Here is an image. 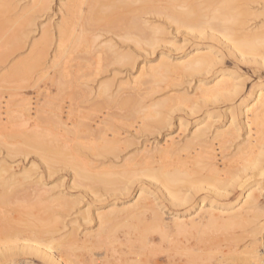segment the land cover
Wrapping results in <instances>:
<instances>
[{
    "label": "rangeland",
    "instance_id": "obj_1",
    "mask_svg": "<svg viewBox=\"0 0 264 264\" xmlns=\"http://www.w3.org/2000/svg\"><path fill=\"white\" fill-rule=\"evenodd\" d=\"M66 1L52 0L53 10L42 13L41 9L29 5V0H6L7 8L2 9L4 13L0 12L3 14H0L2 21L3 18L7 20L18 15V22L10 18L7 23L4 22L13 30H18L22 35L20 46H24L22 50L16 47L19 48L17 51L10 43L11 40L8 43L5 38L3 43L0 42V100L13 103L23 101L22 118H8L4 108V119L0 120V179L12 178L16 182V187L10 184L12 187L9 190L0 183V264H47L41 259L44 252L52 253L58 264H233L229 257L237 256L235 248H242L250 241L249 234L254 228L253 215L247 214L243 209H236L229 210L228 216H217L218 211L215 212L216 216H209L206 213L209 199L203 203L208 194V186L196 189L190 182L182 184L175 194L180 199L190 196L193 199L191 202L184 204L171 200L169 191L142 175L149 168L162 164H168L169 169L183 164V169L192 170L189 179L199 183L206 173V170L196 164L203 160V152L192 149L166 156L159 154L157 150L152 152L153 158L148 157L144 150L152 146L164 147L167 140L178 137L181 145L191 137L197 124L201 122V126H209L210 137L216 132L228 130L231 112L238 110L240 103L256 92L258 84L264 83V48L239 57V53L234 55L221 42L208 39L209 41H204L206 47L203 48H207L209 44L214 46L211 57L215 65L211 73L190 75L168 72L148 84L139 85L140 88L136 91L119 94V87L127 86V83L137 78L142 67L156 66L161 57L170 62H181L194 41L200 42L193 39V32L177 30L176 25L167 23L166 18H160L161 15L157 19L156 16H145L154 26L165 29L159 37L161 42L155 48L145 46L139 50L131 42L123 43L111 33L94 30L88 32V38L93 40L94 34L98 32L100 36L93 45L84 43L78 50L71 48L63 66L51 67L38 84L33 82V76H28L32 79L30 83H20L19 78V84L22 85L20 95H14L11 89L17 86L18 80L15 82V78L11 81V77H4L6 69L15 60L23 59L29 54L31 43L40 39V28L53 30L52 25L59 23L63 15L65 21L71 20L69 4L60 8V3ZM239 3L242 4L241 9L245 8L244 11H247V15L243 16L247 24L238 30L242 33L246 29L263 31L264 0H241ZM29 18L34 19L33 25H29ZM90 24L86 25L87 30L91 31V26L96 28ZM9 27L0 34L8 37L6 32ZM112 45L116 50L130 54L133 61L129 65L106 62L107 49ZM82 54L85 55L84 58H76ZM218 69L234 72L236 83L243 84L230 100L206 98L198 89L203 83L212 85L215 78L212 73ZM60 75L62 81L67 82L63 88L57 83ZM1 76L5 81H2ZM107 86L110 89L105 92L104 88ZM185 97L187 100H184ZM128 99H134L142 105L132 115L121 103ZM51 103L54 107L47 116L37 112V109H46L45 106ZM157 113L162 114L164 123L160 124L155 119V115L158 118ZM55 114H62L65 119L69 117L71 124L64 126L53 123L51 118L54 119ZM236 114L238 123L245 121L238 111ZM101 119L106 122L101 128H96L98 131L89 128L90 125L95 129V122ZM240 129V133L236 134L239 137L226 144L225 154L218 149L219 145H214L217 158L222 166L225 163L226 168L245 177L244 179L250 177V181L260 180L258 170L252 165L257 155L263 151L261 144L264 139V122L258 128V133H253L251 137L259 139L258 142L249 143L246 127L240 124ZM47 133L55 137L56 141L51 137L55 142L58 140L66 143L77 161H83L92 168L100 166V170H107L111 162L119 167L128 163L138 175L136 183L128 191L113 192L118 187L91 182L95 184L91 185L95 190L92 188V191L91 186L88 187L90 180L83 181L75 177L73 162L49 165L41 157L36 144L28 143L29 138ZM104 139L118 140L119 159L100 154L101 147L107 143ZM251 144L256 147L254 152L236 154L238 148ZM256 145H260L259 148ZM245 168H248V172L243 174L242 170ZM141 185L151 196V203L148 202V206L145 204L143 210L142 207H135L133 210L132 205L137 201V191ZM224 188L223 190L228 188V191H222L226 195L219 201L227 203L235 200L238 194L234 192V187ZM62 200L67 201L70 206H64ZM113 203L120 209L130 207L129 213L115 219L114 224H100L98 214L114 208ZM258 203L259 208L264 209V192L258 197ZM201 205L207 206L206 209L200 210ZM157 212L166 227L156 226L154 216ZM231 212L240 214V220L234 222L228 218ZM178 217H182L186 225L181 230L174 223ZM41 221L49 225L52 223V227L57 230L53 235L55 241L50 244H53L52 249L45 248V243L49 242L47 238L50 237L42 229L49 225L42 227L47 224H40ZM244 239L247 241L243 242ZM36 240L43 243L40 247L35 246L40 254H33L26 249V246L40 243Z\"/></svg>",
    "mask_w": 264,
    "mask_h": 264
},
{
    "label": "bare ground",
    "instance_id": "obj_2",
    "mask_svg": "<svg viewBox=\"0 0 264 264\" xmlns=\"http://www.w3.org/2000/svg\"><path fill=\"white\" fill-rule=\"evenodd\" d=\"M239 1L241 2V0H67L65 3H60V8H65V6L69 4L71 8V20L65 21V15H63L61 16V21L59 23L52 25L53 30L47 29V27L40 28V39L31 43L29 46V54L23 59L18 61L15 60V62L12 61L13 63L11 66H7L9 68L8 70L6 69V74H4V77L7 76V79L11 77V81L13 78H15V82H17L16 80L20 78V83H30V80L32 79L28 76H33V82L38 84L39 80H41L45 74H48V70L51 67L58 68L63 66L64 59L66 56H68L71 48L78 50L79 47L84 43L93 45L96 42V39L100 36L99 34L101 31L103 33L105 32L106 34L111 33V35L121 40L123 43L131 42L135 48L139 50H142L145 46L147 48L153 49L159 45L158 43L161 42L162 39L159 37L162 35L165 29L164 27L161 28V26H154L153 23L144 17L156 16L157 19L159 15H161L160 18L163 16V20L166 18V22L168 21L167 23L176 25L177 30L184 29L193 32V39H198L200 42L194 41V45L189 50V52L185 54L183 61L181 62L174 63L161 57L160 63L156 66L142 67L139 76L131 83H127V86H120L118 93L120 94L130 90L136 91L140 88L139 85L141 86L143 84H148L154 81L159 75L168 72H181L188 73L190 75L198 73H211L215 65L214 60L211 57V54H213L214 51V46L209 44L207 48H203V46L206 45V43H204L205 40L211 39L213 41L221 42L223 45H226V47H228L234 55H238L237 53H239V57H245L246 55H250L253 52L258 51L260 48H264V30L261 32H255L254 30L247 31L246 29L243 31V33L242 31L238 30L239 27H243L244 24H247L243 20V16L247 15V11H244L245 8L241 9L242 4H240ZM238 3L241 5V7ZM51 4L52 0H29V5H31L32 8L41 9L40 11H42V13L53 10V8H51ZM83 5L85 6L83 7ZM4 7L7 8L6 0H0V12H3L2 9L5 10ZM28 7L30 8V6ZM0 14L3 15L2 13ZM17 16L18 15L16 14L13 15V17L11 16L12 18L9 16L8 17L18 22L19 20H17ZM0 18L2 19L1 16ZM1 19L0 33L2 34V30L4 31L5 29H8L9 26L5 25V22L7 23L8 19L6 20L3 18V21ZM33 20L34 19L32 18L28 19L29 25H33ZM88 23H91L96 28H93V26L90 24L91 27H87L92 29L91 31L87 30L88 28H86V25ZM13 27H15V25H13ZM11 30L13 29L9 27V30L6 32L8 37H6L4 34H0V42L3 43V40L7 38L8 43L9 40H11L10 43L13 44V47L15 48L14 50L19 51V48L22 50V48H24V46H22V48L20 46L22 35L18 33V30H13L12 33H10ZM94 30L100 31V33L98 32L97 34H94L95 36L93 37L95 38L91 40L88 38V35ZM10 47L12 48V46ZM16 47L19 48L17 49ZM205 50L207 52L204 53L203 51ZM107 51L108 54L107 58L105 59L106 62L127 65L133 61L130 54L116 50L113 45L108 47ZM83 54L77 55L76 58H84L85 55ZM212 74L215 76L212 85L203 83L198 87V89L201 90L206 98L212 97L214 100H219L221 98L230 100L232 99V96L236 95L239 89L243 86L241 82L236 83V80L234 79V72H227L225 69H218ZM2 81H5V79L3 78ZM57 83L60 88H63L65 85H67V82L62 81V75H60L59 81ZM21 86L22 85L19 84L18 80L17 86L13 87V89H10L13 90L14 95L18 96L20 95L19 92L21 90ZM109 89L110 87L107 86L104 88V91L106 92ZM184 100H187V98L185 97ZM121 103L123 108L125 107L126 110L128 109L127 111H129L131 115L135 112H138V109L136 108L141 109L142 107V105H140V103L134 99H128ZM53 107L54 105L51 103L50 105L45 106L46 109H37V112L43 113V116H47V114L52 112ZM22 108L23 101H17L16 103H13L12 101L4 102L0 100V120L4 119V117H2L4 114L2 111L3 109L5 110V114L8 118L14 116V118L19 120L23 116ZM237 109L238 110L231 112V123L228 130L216 132L212 137H210L208 133L209 126H201L203 123L201 122L197 124V128L192 133L191 137L188 140H183L184 142L181 145L178 141L180 137H178L167 140L164 147L159 148L156 146L153 148L152 146L150 149L144 150L148 157L152 156L153 158L155 157L154 153L152 152L157 150L159 154L163 153L166 156H168V154L170 155V153H174L176 155L183 151H191L192 149L200 150V152H203L201 154L204 155V158L202 161H198L196 164H199L198 166H201L200 168L202 170H206V173L202 175L203 177L200 179L199 183H195L189 179L192 170L188 167L187 168L188 170L190 169V171L185 168L183 169V167H181L183 165L182 163V165L179 164L181 165L180 167L178 166L173 168L172 166L174 165L170 166L173 169H169L168 164H162L159 167L149 168L142 176L151 179L152 181H156L162 185V187L169 191L171 200L177 201V203L185 204L193 200L190 196L180 199L179 196L175 194L176 190L180 188L182 184L190 182L196 189H202L204 185L208 186V194L203 199V203L209 199V207L201 205L200 210H205L207 207L208 209L206 210V213L211 217L216 216V211L219 213L217 216H225L226 214L228 216L229 210L236 209H243L247 212V214H252L254 228L252 233L249 234L250 241L245 244L244 247H242L243 249L236 245L237 248H235L236 246L234 247V253H237V256H233L231 258L229 257V260L231 259L230 261L233 264H262V262H264V209L259 208L258 197L264 192V139L261 144L263 151L257 155L256 160L252 165L258 170V176L261 177V179L257 181H250V177L244 179L245 177H242L238 173H234L231 169L226 168L225 163L222 166V164L219 163L220 160L217 158V149L214 145H219L218 149L221 150V152H224L226 149V144H230L239 137H236V134L240 133V124L242 127L244 126L247 129L249 136L247 141L249 143L259 141V139L251 137L253 136V133H258V128L264 122V83L258 84L256 92L251 94L248 99L242 101ZM236 111H238L239 114L244 117L245 121L242 120L240 123H238V115L236 114ZM157 115L158 118H156L155 115V119H157L160 124L164 123L165 119L163 118L162 114L157 113ZM209 115H212V113ZM51 119L53 120L52 122L57 125L68 126L71 124L68 121L69 117L65 119L62 114H55L54 119ZM105 122V119L97 120L95 122V129L90 125L89 128H91L93 131H98L96 128H101V125H103ZM51 137V133L40 134L37 137L31 139L29 138L28 143L31 145L36 144L37 148L41 152V157L49 165H53L56 162H73V171L75 177L81 178L83 181H85L84 179L90 180L88 187L89 185L91 186L99 183L103 185H111V187L114 186V188L118 187L116 189L112 188V190L114 189L113 192H118L125 190L128 191L131 189L133 184L136 183L135 179H137L138 175L133 172V166H129L128 163L125 166L121 165L119 167L115 165L114 162H111V165L107 170H100V166L92 168L83 161H77L76 156L72 154L69 146L66 143L60 142L58 140L55 142V137H52L55 139V141ZM104 140L107 141V143L101 147L100 154L119 159V147L117 145L118 140ZM259 146L260 145H258L257 148H259ZM244 147L238 148L236 154H240L244 151H247L246 153L254 152L256 150V147H252V144ZM224 154L222 155L223 159L225 158ZM101 165H103V163H101ZM192 167L193 166H191V168ZM247 172L248 168L242 170L243 174H246ZM91 182H94L95 184H92ZM0 183L1 186L5 188L7 187L8 190L9 187H12L13 185V187H16V182L12 178L0 179ZM10 184L13 185L11 186ZM226 186H233L234 192H236L238 196L235 200L222 203L219 200L220 198H223L224 195H226L225 192H222L226 191L227 193L228 188L227 190H223ZM92 188L93 187L91 186L90 189L92 190ZM137 192L138 198L137 201L132 205L133 210H135V207H142L141 209L143 210L146 206L145 204L150 201L149 197L151 196L148 195L146 188L143 185L138 188ZM61 203L66 207L70 206L67 201L62 200ZM112 206H114V208L105 210L98 214L100 224L107 223L106 225H108L109 223L116 221L115 219L118 220V217L120 219L129 213L128 210L130 207L120 209V207L117 208L116 204L114 203ZM154 218L156 219V226L160 228L166 227L164 220L161 218L158 212L155 213ZM181 218L182 217H178L174 222L176 228L179 230H181V228H183L182 226L185 225V222ZM228 218L236 222L240 220L241 215L231 212ZM43 222L44 221H41L40 224ZM38 223L39 222H37V224ZM48 225L49 224L42 227H47ZM38 226L41 225L38 224ZM42 230L50 237L47 238L49 239V242L47 244L45 243V248L47 250L52 249L53 244H50L52 241H55L53 235L56 234L57 230L52 227V223L49 225V227L46 229L43 228ZM43 240H45V238ZM244 241L247 240L244 239L243 242ZM41 244L43 243H35L30 246H26V249H28L33 254H40L38 252L39 249L37 250L35 246L38 247L39 245L41 246ZM41 259L47 264H58L57 259L52 253L49 252L42 253ZM4 264L11 263L5 262Z\"/></svg>",
    "mask_w": 264,
    "mask_h": 264
},
{
    "label": "snow or ice",
    "instance_id": "obj_3",
    "mask_svg": "<svg viewBox=\"0 0 264 264\" xmlns=\"http://www.w3.org/2000/svg\"><path fill=\"white\" fill-rule=\"evenodd\" d=\"M262 264H264V262H262Z\"/></svg>",
    "mask_w": 264,
    "mask_h": 264
}]
</instances>
